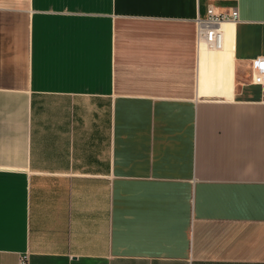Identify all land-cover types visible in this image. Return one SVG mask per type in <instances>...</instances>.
Masks as SVG:
<instances>
[{
	"label": "crops",
	"instance_id": "0c3cea01",
	"mask_svg": "<svg viewBox=\"0 0 264 264\" xmlns=\"http://www.w3.org/2000/svg\"><path fill=\"white\" fill-rule=\"evenodd\" d=\"M256 60L264 0H0V264H264Z\"/></svg>",
	"mask_w": 264,
	"mask_h": 264
},
{
	"label": "bare ground",
	"instance_id": "6f19581e",
	"mask_svg": "<svg viewBox=\"0 0 264 264\" xmlns=\"http://www.w3.org/2000/svg\"><path fill=\"white\" fill-rule=\"evenodd\" d=\"M233 24H225L226 28V39L228 40L229 36L232 34ZM223 27V26H222ZM224 37V36H223ZM225 39V38H224ZM222 48V47H221ZM201 56L204 57L203 61L201 62V70H200V79L203 77L207 78L211 73L212 69L217 68L218 70V78L216 80H205L203 84V93L210 92L212 90H216L222 86V79L227 81L230 76L231 70V51L226 43V46L223 49L212 51L210 50L205 44H202L201 49ZM216 76V75H215ZM214 77V75H213ZM202 84V83H201Z\"/></svg>",
	"mask_w": 264,
	"mask_h": 264
},
{
	"label": "built area",
	"instance_id": "2783aa9c",
	"mask_svg": "<svg viewBox=\"0 0 264 264\" xmlns=\"http://www.w3.org/2000/svg\"><path fill=\"white\" fill-rule=\"evenodd\" d=\"M238 18V11L232 13H216L214 6H209L208 17L199 20L198 36L212 49L221 48L223 45V34L221 25L226 21H234ZM253 81L264 86V63L256 60L253 63Z\"/></svg>",
	"mask_w": 264,
	"mask_h": 264
},
{
	"label": "rangeland",
	"instance_id": "374dc122",
	"mask_svg": "<svg viewBox=\"0 0 264 264\" xmlns=\"http://www.w3.org/2000/svg\"><path fill=\"white\" fill-rule=\"evenodd\" d=\"M212 50H214V51H215V49H212Z\"/></svg>",
	"mask_w": 264,
	"mask_h": 264
}]
</instances>
